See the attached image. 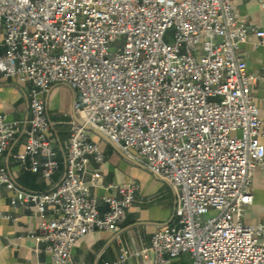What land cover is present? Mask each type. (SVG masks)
<instances>
[{
  "label": "built area",
  "instance_id": "obj_1",
  "mask_svg": "<svg viewBox=\"0 0 264 264\" xmlns=\"http://www.w3.org/2000/svg\"><path fill=\"white\" fill-rule=\"evenodd\" d=\"M236 1L0 0V79L28 83L29 134L17 158L46 178L61 163L46 93L57 82L78 92L65 173L54 188H23L0 165L12 204L39 214L45 231L36 237L53 262L69 263L86 233L118 228L137 200L134 180L92 194L99 172L87 180L89 161L105 158L92 126L176 191L173 216L134 254L153 251V264L184 256L179 264H264V222L243 219L254 171L264 163L252 94L262 73L250 71L241 52L252 33L264 45V29L241 19ZM19 128L0 113V155Z\"/></svg>",
  "mask_w": 264,
  "mask_h": 264
},
{
  "label": "crops",
  "instance_id": "obj_2",
  "mask_svg": "<svg viewBox=\"0 0 264 264\" xmlns=\"http://www.w3.org/2000/svg\"><path fill=\"white\" fill-rule=\"evenodd\" d=\"M235 7L239 17L250 26L264 29V0H237ZM5 50L0 29V54ZM248 69L262 73L252 86V94L260 106L263 120L261 141L264 143V45L258 44V36L252 33L241 46ZM78 92L70 85L54 83L46 93L48 115L51 120L49 135L59 152L60 167L51 178L33 171L29 163H22L17 154L25 150L29 134L28 83L18 78L0 79V113L9 120H18L20 128L10 146L0 155V165L8 170L13 180L21 187L33 191L54 188L62 179L66 168L70 126L77 118L75 109ZM92 139L99 143L105 158L97 162L91 157L87 180L91 172H99L97 183L91 186L92 194L102 196L113 192V185L137 181V200L127 210L124 222L115 229H95L78 238L71 261L67 264H153L154 253L136 255V250L147 248L156 229L173 216L177 203L176 191L171 183L152 173L143 164L132 159L116 147L105 135L97 132ZM253 201L244 209L243 219L249 223L264 222V163L256 167L252 181ZM14 191L0 184V264H57L53 262L47 243L36 235L45 230L35 208L14 206L11 202ZM102 211L106 203L99 206ZM55 210H47L52 217ZM126 254L124 259L121 258ZM188 256L174 259V264L187 263Z\"/></svg>",
  "mask_w": 264,
  "mask_h": 264
},
{
  "label": "rangeland",
  "instance_id": "obj_3",
  "mask_svg": "<svg viewBox=\"0 0 264 264\" xmlns=\"http://www.w3.org/2000/svg\"><path fill=\"white\" fill-rule=\"evenodd\" d=\"M173 33H174V30L172 29V30H169L168 34L166 35V40L170 43L173 41Z\"/></svg>",
  "mask_w": 264,
  "mask_h": 264
},
{
  "label": "water",
  "instance_id": "obj_4",
  "mask_svg": "<svg viewBox=\"0 0 264 264\" xmlns=\"http://www.w3.org/2000/svg\"><path fill=\"white\" fill-rule=\"evenodd\" d=\"M88 128H89L90 130H92L93 132H97V133H99V134L105 136V134H104L103 132L97 130L96 128H94V127H92V126H88ZM110 141H111V140H110ZM112 143H113V142H112ZM115 146H116V145H115ZM116 147H117V146H116Z\"/></svg>",
  "mask_w": 264,
  "mask_h": 264
}]
</instances>
